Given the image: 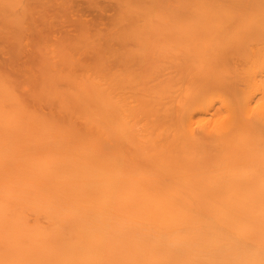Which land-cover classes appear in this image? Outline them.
Wrapping results in <instances>:
<instances>
[{
	"label": "bare ground",
	"instance_id": "obj_1",
	"mask_svg": "<svg viewBox=\"0 0 264 264\" xmlns=\"http://www.w3.org/2000/svg\"><path fill=\"white\" fill-rule=\"evenodd\" d=\"M74 2L0 0V264H264V0Z\"/></svg>",
	"mask_w": 264,
	"mask_h": 264
},
{
	"label": "rangeland",
	"instance_id": "obj_2",
	"mask_svg": "<svg viewBox=\"0 0 264 264\" xmlns=\"http://www.w3.org/2000/svg\"><path fill=\"white\" fill-rule=\"evenodd\" d=\"M97 2L98 5L93 6L88 0H75L73 4L75 14L68 18L63 17L57 21V24L61 25L56 28L51 39L62 37L66 31L71 36L78 35L80 33V21L87 22L93 30L109 31L113 26V17L116 13L115 0H97ZM7 60L8 55L0 52V64L7 62ZM25 60L26 57L23 56L17 60V63L22 64Z\"/></svg>",
	"mask_w": 264,
	"mask_h": 264
}]
</instances>
